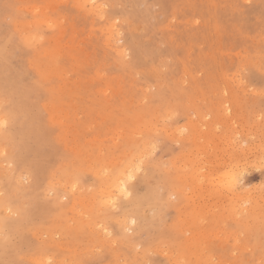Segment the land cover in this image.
I'll return each instance as SVG.
<instances>
[{"label":"rangeland","instance_id":"rangeland-1","mask_svg":"<svg viewBox=\"0 0 264 264\" xmlns=\"http://www.w3.org/2000/svg\"><path fill=\"white\" fill-rule=\"evenodd\" d=\"M0 122V264H264V0H0Z\"/></svg>","mask_w":264,"mask_h":264},{"label":"bare ground","instance_id":"bare-ground-1","mask_svg":"<svg viewBox=\"0 0 264 264\" xmlns=\"http://www.w3.org/2000/svg\"><path fill=\"white\" fill-rule=\"evenodd\" d=\"M89 0H87L88 2ZM84 3V2H83ZM97 4V3H96ZM101 8V7H100ZM105 8V7H104ZM66 41V40H65ZM252 73V72H251ZM184 77V76H183ZM73 141V140H72ZM137 156V155H136ZM140 166V165H139ZM132 167V166H131ZM108 168V167H107ZM165 170V169H164ZM193 171V170H192ZM185 173V172H184ZM121 174H125L124 172H122ZM118 177L117 181H116V185L120 188L119 190L120 191H124L126 192V181H127V178H130L132 177V175H128V177L126 178H123L122 176ZM173 176V175H172ZM179 180V179H178ZM221 181H225V186L228 190L232 191L234 190V185H235V179L233 178V175L230 174L229 172H226L223 176H222V179ZM237 184V183H236ZM59 185V184H58ZM183 185V184H182ZM234 187V188H233ZM195 188V187H194ZM233 188V189H232ZM63 190V189H62ZM127 193V192H126ZM233 193V192H232ZM238 196V195H237ZM72 197V196H71ZM78 201V200H77ZM66 203V202H65ZM5 224V223H4ZM53 250V249H52Z\"/></svg>","mask_w":264,"mask_h":264},{"label":"snow or ice","instance_id":"snow-or-ice-1","mask_svg":"<svg viewBox=\"0 0 264 264\" xmlns=\"http://www.w3.org/2000/svg\"><path fill=\"white\" fill-rule=\"evenodd\" d=\"M2 123H3V122H0V126H2ZM148 158H149V157H148V154L145 153V154L142 156V158H141V163H143V161L146 160V159H148ZM137 170H139V169H137Z\"/></svg>","mask_w":264,"mask_h":264}]
</instances>
